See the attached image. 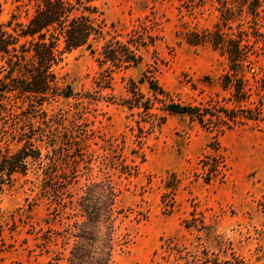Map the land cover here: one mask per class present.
<instances>
[{
  "label": "rangeland",
  "instance_id": "1",
  "mask_svg": "<svg viewBox=\"0 0 264 264\" xmlns=\"http://www.w3.org/2000/svg\"><path fill=\"white\" fill-rule=\"evenodd\" d=\"M2 2L4 21L14 12L26 21L32 12L30 5L18 8L19 0ZM96 4L95 20L104 32L96 45L112 36L125 39L146 16L155 21L157 37L141 49L143 60L138 66L113 73L112 89L97 85L102 69L89 49L66 52L56 72L60 83L70 84L79 95L58 96L45 105L49 115L65 114L67 125L81 117L78 120L87 121L92 129L87 140L91 168L80 163L79 181L71 191L77 195L89 181L107 176L121 191L118 204L125 210L121 230L129 243L116 251L109 264H157L165 260L162 245L171 241L194 252L206 247L223 261L235 253L245 264H264V120L217 134L187 115L175 114L168 116L160 130L141 140L137 135L139 116L120 104L128 95V79L138 80L147 71L178 101L207 104L228 100V93L218 85L227 59L209 44L195 47L185 40L188 30L213 26L217 18L213 0L194 13L181 7V0H98ZM251 65L247 76L253 90L249 105L253 107L264 98L257 87L258 76L264 75V55L254 57ZM252 71H257V78ZM140 86L148 93L147 82ZM158 106L156 103L154 113L161 112ZM213 152L225 159L224 178L206 183L201 159ZM128 163L138 165L137 172L125 173L122 167ZM172 172L181 182L169 211L162 194ZM50 204L42 194V176L35 172L20 175L0 196V264L55 262L60 244H50L49 252L38 246L40 233L66 225L49 215ZM156 250L159 253L154 256ZM174 258L169 264L176 263Z\"/></svg>",
  "mask_w": 264,
  "mask_h": 264
},
{
  "label": "trees",
  "instance_id": "2",
  "mask_svg": "<svg viewBox=\"0 0 264 264\" xmlns=\"http://www.w3.org/2000/svg\"><path fill=\"white\" fill-rule=\"evenodd\" d=\"M97 1L19 0L18 8H32L27 20L14 12L4 21L0 0V196L20 175L35 172L42 176V194L51 201L49 215L66 224L39 234L38 246L42 250L49 252L52 243L62 248L52 264H109L116 251L129 243L121 230L125 216L124 208L118 204L121 191L110 177L89 181L77 195L71 191V186L79 181L80 163L91 168L93 160L87 158V140L92 136L87 121L77 117L67 125L65 114L53 116L45 109L58 96L79 95L70 84L63 86L56 72L66 52L89 49L102 69L97 85L112 89L113 73L138 66L143 60L141 49L156 41L155 21L146 16L125 39L112 36L96 45L95 41L104 35L103 27L95 20L99 12ZM206 1L181 0V7L194 13ZM213 2L217 11L213 26L188 30L185 40L195 47L209 44L227 59L218 85L228 93V100L185 103L176 100L148 71L138 80L129 78L128 95L120 104L139 116L137 135L141 140L160 130L168 116L175 114L187 115L190 121L217 134L264 120V98L259 99L258 106L249 105L253 90L247 76L253 68L252 59L264 55V0ZM252 74L257 78V71ZM206 80L211 81V77ZM144 82L148 93L140 86ZM257 84L264 95V75L258 76ZM156 103L160 113L152 111ZM137 166L123 164L122 170L131 175L137 172ZM225 167V159L218 152L205 154L201 159L206 183L223 179ZM165 181L167 191L162 194V201L165 209L171 211L172 195L181 178L172 172ZM46 221L49 223L48 218ZM162 248L166 251L162 255L165 260L157 264H169L173 256L175 264H245L235 253L223 261L206 247L194 252L187 245L171 241ZM158 253L156 250L154 256Z\"/></svg>",
  "mask_w": 264,
  "mask_h": 264
}]
</instances>
